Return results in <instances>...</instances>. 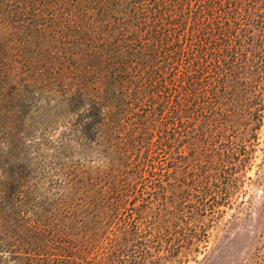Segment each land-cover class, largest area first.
<instances>
[{
	"label": "trees",
	"instance_id": "trees-1",
	"mask_svg": "<svg viewBox=\"0 0 264 264\" xmlns=\"http://www.w3.org/2000/svg\"><path fill=\"white\" fill-rule=\"evenodd\" d=\"M263 38L264 0H0V252L84 262L83 247L102 244L161 154L175 153L177 169L201 118L227 115L232 93L249 90L248 72L264 67L248 54ZM39 103L78 117L57 148L100 156L64 163L42 202L27 158L40 144L37 121L26 125ZM12 232L26 240L17 251ZM78 232L85 242L70 248Z\"/></svg>",
	"mask_w": 264,
	"mask_h": 264
},
{
	"label": "rangeland",
	"instance_id": "rangeland-1",
	"mask_svg": "<svg viewBox=\"0 0 264 264\" xmlns=\"http://www.w3.org/2000/svg\"><path fill=\"white\" fill-rule=\"evenodd\" d=\"M252 50L248 56L254 54L264 67V38ZM247 79L249 90L232 93L223 105L227 115L201 118L200 133L187 136L186 160H178L175 169V153L171 160L161 154L147 186L140 184L128 198L121 220L111 225L100 247L85 245L84 262L72 264H264V70H250ZM53 106L37 104L26 124L37 121L31 136L40 144L35 142L27 158L38 188L33 200L40 202L46 198L44 186L59 180L55 171L62 167V173L64 163L100 158L76 142L70 149L57 148L59 138L77 134L71 129L78 117L67 105ZM47 113L53 121L44 128L40 122ZM133 221L134 226L127 225ZM83 232L73 236L70 248L85 242ZM11 236L17 251L26 240ZM67 243L63 239L59 247ZM20 256L0 252V264L27 262Z\"/></svg>",
	"mask_w": 264,
	"mask_h": 264
}]
</instances>
